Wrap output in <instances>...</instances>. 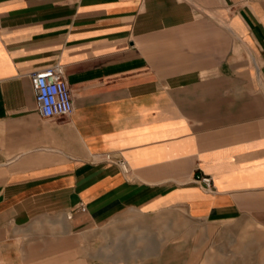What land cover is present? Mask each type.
Here are the masks:
<instances>
[{"label":"crops","instance_id":"obj_1","mask_svg":"<svg viewBox=\"0 0 264 264\" xmlns=\"http://www.w3.org/2000/svg\"><path fill=\"white\" fill-rule=\"evenodd\" d=\"M236 219L264 224V0H0V264H206Z\"/></svg>","mask_w":264,"mask_h":264},{"label":"rangeland","instance_id":"obj_2","mask_svg":"<svg viewBox=\"0 0 264 264\" xmlns=\"http://www.w3.org/2000/svg\"><path fill=\"white\" fill-rule=\"evenodd\" d=\"M206 264H264V224L236 219L206 223Z\"/></svg>","mask_w":264,"mask_h":264},{"label":"built area","instance_id":"obj_3","mask_svg":"<svg viewBox=\"0 0 264 264\" xmlns=\"http://www.w3.org/2000/svg\"><path fill=\"white\" fill-rule=\"evenodd\" d=\"M31 78L35 87L38 109L42 117H62L69 115L73 111L72 93L64 77V69L61 65L32 72ZM106 157L110 159V155ZM119 163L124 170H128L124 161ZM194 180L208 191L214 189L213 180L209 175L197 173ZM81 209L85 210L84 205H82Z\"/></svg>","mask_w":264,"mask_h":264}]
</instances>
